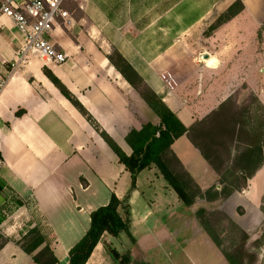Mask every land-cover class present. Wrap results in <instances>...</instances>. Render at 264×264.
I'll list each match as a JSON object with an SVG mask.
<instances>
[{"label": "crops", "instance_id": "1", "mask_svg": "<svg viewBox=\"0 0 264 264\" xmlns=\"http://www.w3.org/2000/svg\"><path fill=\"white\" fill-rule=\"evenodd\" d=\"M68 7L71 24L57 25L49 36L70 54L64 63L35 55L22 61L24 35L13 19L0 17V264H38L19 243L34 227L57 264H68L92 211L113 193L129 198L136 244L123 232L105 233L86 264H118L106 244L148 264H203L186 250L175 251L177 227L205 232L196 207L183 203L156 165L142 170L131 189L130 172L45 68L130 155L128 133L161 120L107 55L117 49L187 127L230 97L240 102L254 94L264 105V0H75ZM172 152L203 190L220 188L218 173L187 134L174 141ZM263 192L264 164L228 198L245 213L227 214L250 234L264 218Z\"/></svg>", "mask_w": 264, "mask_h": 264}, {"label": "trees", "instance_id": "2", "mask_svg": "<svg viewBox=\"0 0 264 264\" xmlns=\"http://www.w3.org/2000/svg\"><path fill=\"white\" fill-rule=\"evenodd\" d=\"M107 57L126 80L139 91L161 120L160 124L148 121L141 129H132L128 133L126 140L133 149L130 155L100 127L82 103L51 70L45 68V73L117 154L120 162L131 174V189L135 188L137 176L142 170L156 165L183 203L196 207L195 216L198 222L221 249L228 264H254L257 261V254L248 247L250 234L242 228L240 243L231 249L224 248L223 239L216 229L212 212L206 205H197V198L204 199L206 204L223 201L235 191L246 188L248 180L262 167L264 164V105L253 94L249 104L240 105L238 100L230 97L210 114L191 127H187L117 49H113ZM255 105H257L256 108H254ZM257 110H262L263 118L256 113ZM20 114L21 112H18V115ZM184 134L188 135L194 146L218 173L221 188L211 186L203 190L172 152L174 141ZM169 154L171 159L177 162L176 166L182 170L181 173L171 166L167 157ZM0 188H2L1 184ZM16 204L19 206L24 202L17 199ZM262 208L264 212V207ZM131 221L128 196L120 199L113 193L108 204L92 211L91 225L85 235L70 249L68 264H86L105 233L118 236L125 231L135 242L130 231ZM260 242V239L255 240L256 246H261ZM19 243L25 252L33 255L38 264L58 263L56 255L46 244L44 234L38 227L31 228ZM106 245L118 264H148L135 260L130 251L122 254L110 244Z\"/></svg>", "mask_w": 264, "mask_h": 264}, {"label": "rangeland", "instance_id": "3", "mask_svg": "<svg viewBox=\"0 0 264 264\" xmlns=\"http://www.w3.org/2000/svg\"><path fill=\"white\" fill-rule=\"evenodd\" d=\"M251 100H252V94L243 95L240 98V102L238 104L240 105L249 104ZM256 107L257 105H255L254 108ZM256 113L260 115V118H263L262 110H257ZM175 169L179 173L182 172V170L178 169L177 166H175ZM160 177L162 178V180L166 182V180L162 175H160ZM176 197H177L176 202H178L177 194ZM228 198L220 202H215L211 204L205 203V204L206 206H208L210 212H212L213 214V221L215 222L216 229L223 239V247L226 249H231L236 244L240 243L243 229L238 223H236V221L228 217L229 215L227 214L226 210L232 212L233 210L235 211L236 209V213H238L237 216H243L245 210L243 209V207L238 206L237 202H234L233 200H228ZM199 199L202 198H197V200ZM138 201L143 203L142 199H139ZM260 201H261V210L263 211L262 207H264V192L261 195ZM199 204H201V202L197 203V205ZM136 208L141 209L139 205H136ZM178 209L176 210L178 211ZM254 212H255L254 209L252 208L249 209L250 214H253ZM244 220L248 222V219L246 217ZM259 225L257 226V228L251 231V234L249 233L250 240L248 241V247L252 252H256L257 254V261L254 264H264V236H262V234L264 233V218L261 224ZM176 231H177V236H176L177 249L175 250L176 254L179 253L181 250L183 251L186 250L187 252L191 253V257H193V259L201 260L203 264H227V260L221 253L222 252L221 249L217 247V245L214 243V241L206 232L202 233V231H197L193 226L192 227L184 226L182 228L177 227ZM123 236L125 240L129 239L130 242H132V244L134 245L136 244V241L133 242L130 235L125 231L123 232ZM257 239L261 240V242L259 243L261 246H256L255 240Z\"/></svg>", "mask_w": 264, "mask_h": 264}, {"label": "built area", "instance_id": "4", "mask_svg": "<svg viewBox=\"0 0 264 264\" xmlns=\"http://www.w3.org/2000/svg\"><path fill=\"white\" fill-rule=\"evenodd\" d=\"M75 0H0V17L13 19L23 33L18 49L22 61L38 56L46 61L64 63L70 54L57 49L49 38L55 27L61 23L71 24L74 10L68 5ZM5 80H0V92ZM4 159L0 154V165Z\"/></svg>", "mask_w": 264, "mask_h": 264}, {"label": "water", "instance_id": "5", "mask_svg": "<svg viewBox=\"0 0 264 264\" xmlns=\"http://www.w3.org/2000/svg\"><path fill=\"white\" fill-rule=\"evenodd\" d=\"M205 57H208L207 55H205Z\"/></svg>", "mask_w": 264, "mask_h": 264}]
</instances>
